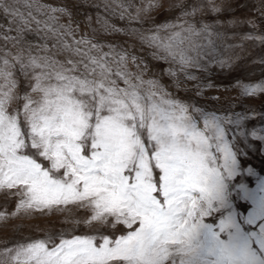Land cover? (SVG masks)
Instances as JSON below:
<instances>
[{
	"label": "snow or ice",
	"instance_id": "6c2138e0",
	"mask_svg": "<svg viewBox=\"0 0 264 264\" xmlns=\"http://www.w3.org/2000/svg\"><path fill=\"white\" fill-rule=\"evenodd\" d=\"M133 7L0 0V194L15 199L11 216L75 206L89 210L86 224L123 229L13 237L0 247V264H264V176L240 160L248 155L241 144L254 147L249 137L264 145V123L248 126L264 121V111L177 97L145 78L133 43L108 39L122 35L152 49L175 87L182 76L197 82L198 96L196 73L229 64L217 59L219 17L205 16L221 7L216 0H148L135 14ZM172 9L174 19L142 18ZM256 11L229 24H248L242 39L264 46V10ZM254 63L264 65V56ZM235 86L243 98L264 97V78ZM8 218L0 208V220Z\"/></svg>",
	"mask_w": 264,
	"mask_h": 264
},
{
	"label": "rangeland",
	"instance_id": "374dc122",
	"mask_svg": "<svg viewBox=\"0 0 264 264\" xmlns=\"http://www.w3.org/2000/svg\"><path fill=\"white\" fill-rule=\"evenodd\" d=\"M55 2V0H50ZM100 2V0H96ZM134 7L131 9L135 14L136 7H145L148 0H131ZM216 3L221 7V12L212 14L205 13V16L212 17L213 21L216 17H219L220 25L219 30L224 33L223 40H218L220 45L219 55L217 59H223L229 61L224 67H221L218 63H212L209 65L206 72H197L200 77L199 83L202 85V94L196 95V84L194 81H184L183 77H180L181 87L177 89L173 84V77H170L164 71L169 67V64L164 61L153 59L151 56L152 49L147 46L143 48L137 41L130 40L126 36L118 35L108 37V39H116L122 41H128L135 45L136 53L144 59L148 69L145 78H154L165 85L167 89L174 92L177 97L187 99L194 97L192 101L200 102L201 106L208 109H217L227 106L228 101L232 102L233 107L236 110H241L242 106H254L259 110L264 111V97H258L255 99L243 98L240 96L239 88L235 86V82L240 80L244 82L258 81L264 78V65L254 63L259 56H264V46L255 45L252 41L243 40L242 37L245 33L251 31L248 24H229V21L247 20L257 18L259 13L256 11L257 7H261L264 10V0H216ZM85 9L80 7L78 14L82 15ZM92 12V9H88ZM177 9H172L171 12L164 10H153L150 13H142V18L147 20H156L157 23L163 22L165 17L174 19L175 15H178ZM3 23V19H0V24ZM119 26L123 27L125 21H115ZM150 26L147 22L145 27ZM133 27H138L135 23ZM226 45H242V47L228 48ZM11 47V45H9ZM135 71V69H132ZM219 98V99H217ZM264 121L259 119L250 121L248 126L251 127L254 124H261ZM249 142L253 144V148H246L243 144L240 147L248 153L246 157L241 156L240 160L243 167L252 166L260 176H264V153H261L260 149L264 147L259 141H253L249 137ZM246 182L250 187L255 186L254 178H247ZM15 199L6 201L4 196L0 194V208L7 207L9 218L6 220H0V247L3 246V242L10 238L16 237H43L45 231H60L61 227L74 230V234H95L97 231H103L106 234L113 231L116 235L121 234L123 229L117 226V229L105 228L100 224H86L85 220L88 219L89 210L80 209L75 206H68L64 210L53 209L50 213L41 214L35 213H20L16 216H11V213L15 211ZM55 224L53 228V223ZM80 221V223H75Z\"/></svg>",
	"mask_w": 264,
	"mask_h": 264
}]
</instances>
